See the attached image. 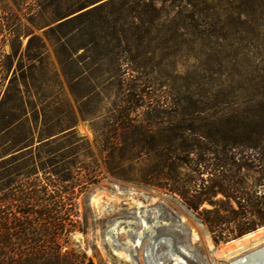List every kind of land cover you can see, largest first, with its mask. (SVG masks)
Returning a JSON list of instances; mask_svg holds the SVG:
<instances>
[{"label":"trees","instance_id":"16d2710c","mask_svg":"<svg viewBox=\"0 0 264 264\" xmlns=\"http://www.w3.org/2000/svg\"><path fill=\"white\" fill-rule=\"evenodd\" d=\"M262 32L264 0H0V264H47L58 254L32 242L57 214L37 209L61 213L74 196L81 147L68 149L81 139L73 123L45 130L40 141L69 136L72 143L46 151L48 166L14 153L33 138L29 117L60 124L64 111L46 103L56 86L61 92L60 77L77 103L113 100L103 127L107 152L125 148L110 143L111 134L116 141L135 135L129 150L141 146L154 163L145 184L194 212L210 205L199 216L214 242L264 226ZM183 56L196 64L180 74ZM185 170L193 173L187 179ZM41 171L60 184L57 196L31 188L28 180Z\"/></svg>","mask_w":264,"mask_h":264},{"label":"rangeland","instance_id":"374dc122","mask_svg":"<svg viewBox=\"0 0 264 264\" xmlns=\"http://www.w3.org/2000/svg\"><path fill=\"white\" fill-rule=\"evenodd\" d=\"M22 21L26 22L25 18ZM36 34L42 35L40 31ZM260 35L264 42V33ZM21 42L23 49L27 38H21ZM252 42L256 43L255 40ZM5 51H11L8 43ZM249 51L255 50L250 48ZM49 56V66L53 64L56 67L51 51ZM195 64L193 56H183L181 63L177 65L178 73L183 74ZM59 82L61 92L56 86L53 90L55 95L47 99L46 103L54 101L64 111L60 124L52 121L45 127L44 118L40 117L35 123L29 117L27 129L29 126L33 138L22 142L15 151L21 147L23 149L14 153L24 155L21 162L48 166L50 158L46 151L72 143L67 142L71 140L69 136L55 144L47 142L45 136L40 141V135L45 130L59 133L67 124L73 123L74 135L81 139L79 142L73 141L68 149L81 147L78 166L82 170L77 174L79 180L73 189L74 196L69 197L68 205L61 213L55 208L37 209L39 212L57 213L52 219H48L54 227L51 230L46 228L45 232L36 229L37 235L32 241L37 246L58 249L57 255L44 259L47 264H233V258L238 252L264 239L262 226L236 239L214 242L199 216L205 214V209L211 210L210 205L205 204L200 207L199 212H194L177 195L145 184V179H153L149 169L154 163L143 155L141 146H134V149L129 150L131 143L134 145L135 135H125V139L119 137L116 141L111 134L110 143H118L125 148L119 151L117 147L112 154L107 152L103 135L108 131L103 127L106 123H111L109 112L113 100L106 101L104 108L99 105L97 98L83 99L77 103L63 78L60 77ZM38 151L42 153L41 160L34 158ZM9 157L10 155L3 157V160ZM106 160L111 163L112 172L107 171ZM183 174L187 179L193 173L185 170ZM249 177L250 183L255 184L258 176L251 172ZM28 182L33 189L45 190L48 194L46 199L50 198L49 195L57 196L56 191L61 188L54 177L44 175L42 171L38 177H32ZM217 198L223 199V196L219 194ZM137 212L139 219H134L133 215ZM188 218L190 222L187 221ZM138 221L145 222L146 227L140 229ZM138 229L143 232L142 238L149 241L148 246L143 249L136 242L138 239L135 238V233ZM162 229V235L167 240H160L156 236ZM127 233L130 237H126ZM196 246L201 247L197 256L194 252ZM182 254L190 256L196 263L188 262ZM260 259L259 264H264V258Z\"/></svg>","mask_w":264,"mask_h":264},{"label":"bare ground","instance_id":"6f19581e","mask_svg":"<svg viewBox=\"0 0 264 264\" xmlns=\"http://www.w3.org/2000/svg\"><path fill=\"white\" fill-rule=\"evenodd\" d=\"M137 214H138V212L133 215L134 219H139V216ZM187 221L190 222V219ZM138 225H139L140 229H144L146 227V223L143 221H140V222L138 221ZM163 231H164L163 229L159 230V232L156 234V236L160 240H163V239L167 240L162 235ZM142 234H143V232H141L140 230L135 233V238L137 237V239H138L136 242L138 243V246H140L141 249L145 248L149 244V241L147 239L142 238ZM178 235H180V234H178ZM126 237H130V234L127 233ZM180 237H183V236H180ZM194 252H195V255L197 256L201 252V247L196 246ZM182 256L188 262L196 263L193 259H191L190 256L183 255V254H182ZM259 258H261V259L264 258V239H260L257 243L253 244L252 247L238 252V254H236V256H234V258H233V264H259Z\"/></svg>","mask_w":264,"mask_h":264}]
</instances>
